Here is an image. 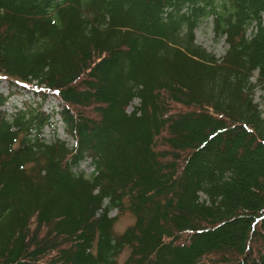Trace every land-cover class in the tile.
<instances>
[{"label":"trees","instance_id":"trees-1","mask_svg":"<svg viewBox=\"0 0 264 264\" xmlns=\"http://www.w3.org/2000/svg\"><path fill=\"white\" fill-rule=\"evenodd\" d=\"M0 82V264H264V0H0Z\"/></svg>","mask_w":264,"mask_h":264},{"label":"rangeland","instance_id":"rangeland-1","mask_svg":"<svg viewBox=\"0 0 264 264\" xmlns=\"http://www.w3.org/2000/svg\"><path fill=\"white\" fill-rule=\"evenodd\" d=\"M254 28H251L249 30V34L252 33ZM196 43L201 45L203 48H205L207 51L215 54L218 58H221L225 55L226 50L228 48L225 39H217L214 32H213V26L211 19L205 20L201 25L198 27L195 33ZM0 93L4 95L9 94L8 86L4 82H0ZM39 99L35 96H33L32 92L22 91L18 92L15 96L12 97L10 100V104L8 106L9 111L11 112L12 109L18 108L21 109L26 102H38ZM255 101L260 106V109L262 111L263 117H264V87L259 86L256 89L255 94ZM139 105L138 100H135L132 104V106L128 109V112L131 113L135 107ZM59 103L54 100L50 99L47 101V103L44 106V110L46 112L51 111H58ZM54 126L53 128L46 129L45 131V137L47 141L52 142L57 137L67 141L70 146L73 145L72 140L68 138L64 133V125L62 121L60 120V117L57 115L53 119ZM89 162L82 164V169H84L87 173L91 172V167H88ZM111 215H117L116 212H112ZM134 222V219L130 216H125L124 218H121L117 225V231L123 232L126 227L131 225ZM127 253L122 256L119 259V264H123L124 260L126 259Z\"/></svg>","mask_w":264,"mask_h":264},{"label":"bare ground","instance_id":"bare-ground-1","mask_svg":"<svg viewBox=\"0 0 264 264\" xmlns=\"http://www.w3.org/2000/svg\"><path fill=\"white\" fill-rule=\"evenodd\" d=\"M110 216H111V217H116V215H111V214H110Z\"/></svg>","mask_w":264,"mask_h":264}]
</instances>
